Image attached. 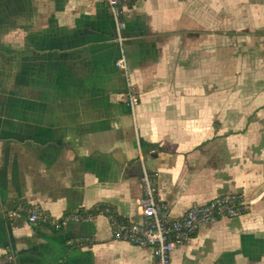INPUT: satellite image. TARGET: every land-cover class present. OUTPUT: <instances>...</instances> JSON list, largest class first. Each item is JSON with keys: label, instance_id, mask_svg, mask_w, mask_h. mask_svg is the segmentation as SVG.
<instances>
[{"label": "crops", "instance_id": "1", "mask_svg": "<svg viewBox=\"0 0 264 264\" xmlns=\"http://www.w3.org/2000/svg\"><path fill=\"white\" fill-rule=\"evenodd\" d=\"M123 33L134 109L103 0H0L6 264H156L105 211L61 229L5 214L107 203L141 221L144 170L176 218L226 193L247 204L202 226L172 264H264V0H135Z\"/></svg>", "mask_w": 264, "mask_h": 264}, {"label": "built area", "instance_id": "2", "mask_svg": "<svg viewBox=\"0 0 264 264\" xmlns=\"http://www.w3.org/2000/svg\"><path fill=\"white\" fill-rule=\"evenodd\" d=\"M115 22L121 53L116 64L127 77L128 89L126 102L134 109L140 102L139 93L133 88L130 78V68L125 52L123 33L126 27V11L135 0H103ZM143 194L139 198L141 221L118 218L110 207L106 213L112 222L113 234L116 238L128 240L140 246L152 249L156 264H172L175 249L189 242L202 226L221 217H235L242 213L247 204L239 193L218 195L206 202H194L180 217H173L168 202L160 196L159 183L156 176L144 170L141 176ZM5 214L9 218L25 217L31 223L42 221L52 228L61 229L71 219L91 217L81 216L77 212H67L61 216L49 214L38 205H27L22 202L14 203L6 208ZM14 259L10 252L0 254V264H6Z\"/></svg>", "mask_w": 264, "mask_h": 264}, {"label": "trees", "instance_id": "3", "mask_svg": "<svg viewBox=\"0 0 264 264\" xmlns=\"http://www.w3.org/2000/svg\"><path fill=\"white\" fill-rule=\"evenodd\" d=\"M106 207H110L111 210L114 212V214L118 217V218H123L115 209L114 206L110 205V204H107V203H101L99 204L98 206H94V207H91L89 209H79L78 211H68V212H77L79 213L81 216H88V215H94L100 211H106ZM67 213V212H65Z\"/></svg>", "mask_w": 264, "mask_h": 264}]
</instances>
